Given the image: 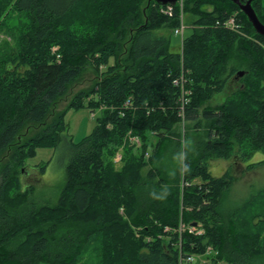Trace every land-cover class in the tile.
I'll return each instance as SVG.
<instances>
[{
  "label": "trees",
  "instance_id": "16d2710c",
  "mask_svg": "<svg viewBox=\"0 0 264 264\" xmlns=\"http://www.w3.org/2000/svg\"><path fill=\"white\" fill-rule=\"evenodd\" d=\"M251 5L264 23V0ZM7 6L25 13L28 23L15 50L0 60V264H82L84 244L94 238L101 264H198L186 255H204L208 246L217 251L204 255L210 264H264L254 253L256 235L238 232L232 222L251 199L225 220L219 204L232 176L214 177L206 167L211 157H230L237 144L244 154L264 150V35L239 6L181 0L168 16L154 0H0V26ZM88 10L94 13L81 16ZM185 12L195 17L175 51L170 35L155 30L172 34ZM231 15L238 29L221 24ZM87 66L94 73L86 89L72 93ZM182 75L191 91L184 122L182 89L172 81ZM226 88L227 99L215 103ZM80 107L99 117L73 143L66 140L65 114ZM130 135L140 138L139 156ZM182 136L192 142L182 178L170 181L158 170L143 177L150 142L154 164L170 143L178 151ZM61 146L64 188L55 204L38 205L22 169L38 147ZM119 146L128 157L116 170L110 157ZM180 222H201L204 232H180Z\"/></svg>",
  "mask_w": 264,
  "mask_h": 264
},
{
  "label": "rangeland",
  "instance_id": "374dc122",
  "mask_svg": "<svg viewBox=\"0 0 264 264\" xmlns=\"http://www.w3.org/2000/svg\"><path fill=\"white\" fill-rule=\"evenodd\" d=\"M6 9L7 10L4 12V24L0 26V60L1 62L3 61V63L5 62V56L10 51L15 50L18 38L25 30V24L28 23V17L25 13L12 11L10 8H8V6ZM91 13H94V11H84L82 12L81 16L86 17ZM194 17L195 16L191 15L189 12H185L183 13V16H181L182 19L184 18L185 23L191 26ZM75 23H79V21H76ZM190 31V28H184V37L189 35ZM155 32L166 36L170 35V47L175 51L179 50L178 46L181 42L180 34H171L169 29L163 27L156 29ZM253 40L256 41L255 38ZM258 43L261 42L258 41ZM261 45L264 44L261 43ZM56 49V45L51 47V50L53 51ZM230 63H232V61H230ZM93 73L94 72L92 71L91 67L87 66L86 70L84 71L83 78L78 83H76L74 87H72V93H74V90L78 91L79 89H86L85 87L89 83V79L93 76ZM228 89L226 88L222 92L216 94V102H223L225 99H227L228 96L226 95ZM64 103L60 104V109L65 107ZM98 117V110L91 112V110L87 107L68 109L65 114V121L68 126L66 140L68 141L70 139L73 143H77L83 136L91 132L95 125V120H97ZM193 127H191V130H193ZM185 131V127L182 126V135ZM150 143L151 144L148 145L147 151L145 149L143 152L145 156V163L142 164L143 166L140 169L141 175L145 177V175H147L150 171L158 170L161 171L162 175L170 181H173V179L178 177L181 179V171L183 166L182 163L184 160V154L186 153L185 147H190L192 142L187 141L186 143L182 136L178 151H175L177 145L175 143H170L168 148L159 152L158 160L154 164H151L149 159L152 157V152L150 153V151H152L151 147L155 143V140ZM142 147V143L137 147H132L133 155L139 156V154H141ZM124 150L125 147L119 146L114 150L112 156L110 157V161L116 170H119L126 162V157L128 156H126V154L124 155ZM119 154H121V157ZM64 155L65 149L63 146L58 148L38 147L34 155L27 158V165L24 167V169H22L21 178L23 185H30L33 187L31 200L36 204L53 205L58 202L66 182ZM42 163H46V169L44 168L45 170H43V172L39 171V166ZM261 164H264V161H262ZM258 166L260 167V165ZM258 166L255 167L257 171L248 175L246 178H242V176H240L239 179L232 184V187L225 192L223 199L221 198V209L223 211L221 213L225 220L229 218L231 219L228 213L230 211L229 209L236 208L238 205H242L244 201L251 195L249 198L251 200L248 203V206L242 211V215H238L236 213L234 216H232V222L235 224L238 232H241L246 236L256 235V250H254V253L256 255L264 256V203L262 202L263 198L260 196V194L264 192V169H259ZM236 174L240 173L236 172ZM151 179H153V177ZM193 181L198 182L199 180L198 178H195ZM182 182L183 180L181 183ZM254 212H260L261 216L252 217L251 214ZM258 217H262V219H258ZM58 229L61 230V227ZM135 230L137 231V229ZM59 233V231L56 232V235H59ZM100 248L101 243L99 245L98 239L94 238L90 241H86L81 251L82 254L79 261H81L82 264H101L102 257ZM208 264H210V261H208Z\"/></svg>",
  "mask_w": 264,
  "mask_h": 264
},
{
  "label": "crops",
  "instance_id": "0c3cea01",
  "mask_svg": "<svg viewBox=\"0 0 264 264\" xmlns=\"http://www.w3.org/2000/svg\"><path fill=\"white\" fill-rule=\"evenodd\" d=\"M182 22H183L184 28H186V27H188L190 29L192 28L191 25H188L185 23L184 18L182 19ZM184 28L182 30V35L180 34L181 35V42L179 43V46H178L179 50H181V46H182V40L184 37V35H183ZM172 33H173V30H172ZM229 90L230 89H228L227 94L229 93ZM214 102L219 103V102H216V100H214ZM262 161H264V150L255 149L250 154H244L243 151L239 149V145L237 144L236 149L234 150V153H232V155L230 157H228V158L211 157V158L207 159L206 167H207V170L209 171V173L214 177H220V176L224 175L225 173H229L232 176L231 181L229 182V184L226 186V188L224 189V191L222 193L221 198L223 199L225 192L232 187V184L236 180H238L240 176H242V178L243 177L246 178V177H248V175L253 174V172L257 171V169H255V167L258 165H260V167L258 166L259 169H264V164H261ZM45 169H46V167H45ZM236 172H239L240 174H236ZM250 196H249V198H250ZM249 198L246 199L245 201L250 200ZM221 203H222V200L219 204V213L221 216H223L221 213V212H223L221 209ZM238 206H240V205H238ZM236 208L229 209L230 210L229 212L227 211L229 213L230 217L232 216V213ZM193 223H195V222H193Z\"/></svg>",
  "mask_w": 264,
  "mask_h": 264
},
{
  "label": "built area",
  "instance_id": "2783aa9c",
  "mask_svg": "<svg viewBox=\"0 0 264 264\" xmlns=\"http://www.w3.org/2000/svg\"><path fill=\"white\" fill-rule=\"evenodd\" d=\"M180 4H181V0H180ZM160 11L168 16H171L173 13V5L170 4H166V5H162V7L160 8ZM222 25H224L225 27L228 28H232V29H238L239 25L235 20V16L231 15L229 16L227 19H225L224 22L221 23ZM184 28L183 22H182V18H180V24L177 27H174L173 29V33L174 34H181L182 35V30ZM173 84L176 86H179L182 89V97H181V109L179 111V113L181 114L180 116L182 117V122H184L183 120V107L185 106V104L188 103V97L187 95L191 93V91L187 88H185L183 86V82H184V78L183 75L181 77H174L173 78ZM128 141L129 144H134L136 146H139L141 144L140 138L137 135H130L128 137ZM119 156L121 157V154H119ZM119 157V158H120ZM192 182H187V184H191ZM193 183H200V181L195 182L193 181ZM169 227H164V230H169ZM178 230L180 232L187 230L190 233H194V234H202L204 232V228L201 222H198L196 224H184L182 222H180ZM215 255L217 254V251L212 249L211 247H207L205 249L204 255ZM204 255H194V254H188L186 255L185 259L189 262H197L198 264H208V261H211V258L205 257ZM219 263L221 264H233L232 262H228V261H220Z\"/></svg>",
  "mask_w": 264,
  "mask_h": 264
},
{
  "label": "water",
  "instance_id": "95a60500",
  "mask_svg": "<svg viewBox=\"0 0 264 264\" xmlns=\"http://www.w3.org/2000/svg\"><path fill=\"white\" fill-rule=\"evenodd\" d=\"M160 5H175L179 0H154ZM234 3H236L239 8L243 11V13L247 16L248 21L251 23L253 28L260 34L264 35V23H262L253 6L251 5L252 0H246V1H241V0H231ZM243 71H238L239 76L242 75ZM196 224V223H193Z\"/></svg>",
  "mask_w": 264,
  "mask_h": 264
}]
</instances>
